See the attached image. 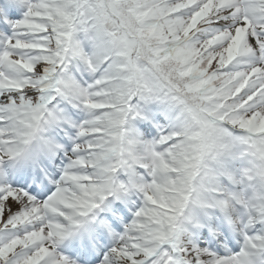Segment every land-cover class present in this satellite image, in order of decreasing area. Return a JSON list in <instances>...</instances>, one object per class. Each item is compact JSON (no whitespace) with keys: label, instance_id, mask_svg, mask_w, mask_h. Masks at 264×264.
<instances>
[{"label":"snow or ice","instance_id":"snow-or-ice-1","mask_svg":"<svg viewBox=\"0 0 264 264\" xmlns=\"http://www.w3.org/2000/svg\"><path fill=\"white\" fill-rule=\"evenodd\" d=\"M0 264H264V0H0Z\"/></svg>","mask_w":264,"mask_h":264}]
</instances>
